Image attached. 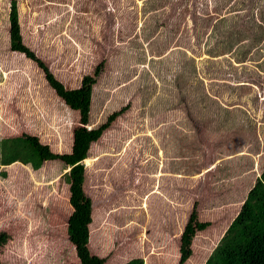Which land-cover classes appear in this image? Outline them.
Returning <instances> with one entry per match:
<instances>
[{
  "label": "rangeland",
  "instance_id": "rangeland-1",
  "mask_svg": "<svg viewBox=\"0 0 264 264\" xmlns=\"http://www.w3.org/2000/svg\"><path fill=\"white\" fill-rule=\"evenodd\" d=\"M13 1L23 43L67 89L104 64L88 129L126 108L92 143L96 163L83 162L99 212L91 254L157 264L166 251L155 242L168 239L172 261L195 210L211 225L187 264H205L264 170V0H0V142L26 134L63 155L80 114L11 49ZM70 169L0 167L2 264H80L67 234Z\"/></svg>",
  "mask_w": 264,
  "mask_h": 264
},
{
  "label": "trees",
  "instance_id": "trees-1",
  "mask_svg": "<svg viewBox=\"0 0 264 264\" xmlns=\"http://www.w3.org/2000/svg\"><path fill=\"white\" fill-rule=\"evenodd\" d=\"M9 20L11 49L25 54L26 57L40 65L45 71L48 85L66 105L79 112L80 126L74 131L70 154H56L51 151L48 145L42 144L37 137L26 134L2 139L0 142V167L20 162L24 165H31L34 170H39L48 161H62L67 167H70V171L64 175L66 183L70 186V204L74 209L68 221V239L75 247L80 264H105L106 259L92 255L89 248L92 218L93 216L97 218L99 212L93 211L92 200L86 195L83 188L86 180L84 163L88 166L96 163L95 158L88 157L92 143L99 141L104 132L110 128L115 117L121 116L126 108L110 116L100 126L88 129L94 86L98 83L104 64L98 65L93 75L84 76L79 88L67 89L53 73L48 71L46 65L36 57L35 53L23 43L15 1L12 2ZM0 175H2L1 171ZM153 212L157 215L155 211ZM157 216L160 217L159 214ZM210 225L211 223L208 221H199L197 212L193 211L181 235L178 264H186L193 256L192 244L195 236ZM9 240L8 234L0 233V248L7 245ZM98 246H101L99 249L105 250L108 244L102 245L93 237L91 247L97 248ZM0 264H2L1 259ZM126 264H144V261L141 258H136ZM196 264H199V261ZM205 264H264V170L248 193L238 215L219 239Z\"/></svg>",
  "mask_w": 264,
  "mask_h": 264
},
{
  "label": "crops",
  "instance_id": "crops-1",
  "mask_svg": "<svg viewBox=\"0 0 264 264\" xmlns=\"http://www.w3.org/2000/svg\"><path fill=\"white\" fill-rule=\"evenodd\" d=\"M239 163V162H238ZM238 175V177H239V175L240 174H235L234 176H231L233 179H236L237 180V178L235 177V176H237ZM160 236V235H159ZM168 242H169V240L167 239H165V240H163L161 243H158V242H155V244L157 243L158 245H159V247L161 248V249H163L164 251H166L165 253H162V254H160V255H158V256H156L157 257V260H154L153 262H156L157 264H176V262H177V260H178V258H179V255H180V253H179V245H177L178 247H177V252H176V254H175V256L173 257V260L172 261H170L169 259H168V253H169V248H170V246H169V244H168ZM154 244V245H155ZM131 258V257H130ZM131 260H132V258H131Z\"/></svg>",
  "mask_w": 264,
  "mask_h": 264
},
{
  "label": "clouds",
  "instance_id": "clouds-1",
  "mask_svg": "<svg viewBox=\"0 0 264 264\" xmlns=\"http://www.w3.org/2000/svg\"><path fill=\"white\" fill-rule=\"evenodd\" d=\"M81 86V85H80ZM76 89V88H75ZM69 202H70V200H69ZM73 208V207H72ZM68 228V227H67ZM71 243V242H70ZM72 244V243H71ZM90 244V243H89ZM170 249V248H169ZM175 252H177V249H176V251ZM179 253H180V251H179ZM192 257V256H191ZM178 259H180V255H179V258ZM189 261V260H188ZM188 263V262H187ZM186 263V264H187ZM176 264H178L177 262H176Z\"/></svg>",
  "mask_w": 264,
  "mask_h": 264
}]
</instances>
